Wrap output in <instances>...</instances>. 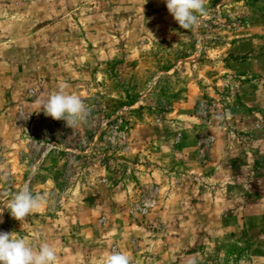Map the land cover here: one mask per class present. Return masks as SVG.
<instances>
[{
    "label": "rangeland",
    "instance_id": "obj_1",
    "mask_svg": "<svg viewBox=\"0 0 264 264\" xmlns=\"http://www.w3.org/2000/svg\"><path fill=\"white\" fill-rule=\"evenodd\" d=\"M206 7L184 30L164 0H0V232L55 264H264V212L232 227L196 169L239 107L224 48L264 47V0ZM62 83L88 109L74 129L42 109ZM26 184L46 203L18 221L3 204Z\"/></svg>",
    "mask_w": 264,
    "mask_h": 264
},
{
    "label": "crops",
    "instance_id": "obj_2",
    "mask_svg": "<svg viewBox=\"0 0 264 264\" xmlns=\"http://www.w3.org/2000/svg\"><path fill=\"white\" fill-rule=\"evenodd\" d=\"M224 49L222 57L231 59L222 72L241 78L236 80L239 107L236 112L217 115L209 129L211 149L196 169L200 180L206 184V196L212 198L214 195L217 198L215 206L232 212L231 226L237 228L242 226V213L249 212L247 215L251 219L255 211L264 212V47ZM198 95L191 85L187 86L188 101L196 100ZM248 135L249 140L243 144L240 138ZM188 149L193 152L194 144ZM191 166L196 167L193 163ZM201 191L203 195L205 190Z\"/></svg>",
    "mask_w": 264,
    "mask_h": 264
},
{
    "label": "clouds",
    "instance_id": "obj_3",
    "mask_svg": "<svg viewBox=\"0 0 264 264\" xmlns=\"http://www.w3.org/2000/svg\"><path fill=\"white\" fill-rule=\"evenodd\" d=\"M206 2L207 0H164L168 12L184 30L195 29L202 17L208 15ZM68 87L67 83L60 84L58 90L43 102L42 109L46 116L63 120L67 127L74 129L86 121L88 109L78 94L66 92ZM44 203V197L33 194L26 184L12 192L3 205L14 219L21 221L30 213L38 211ZM2 215L3 209L0 208V216ZM56 259V252L48 243L34 248L24 237L0 232V264H55ZM101 264H130V259L126 253L113 251Z\"/></svg>",
    "mask_w": 264,
    "mask_h": 264
},
{
    "label": "built area",
    "instance_id": "obj_4",
    "mask_svg": "<svg viewBox=\"0 0 264 264\" xmlns=\"http://www.w3.org/2000/svg\"><path fill=\"white\" fill-rule=\"evenodd\" d=\"M214 110H215V103L214 102H211L208 105H204L203 109L201 111L202 115H204L203 118L207 117V115H209V114H212ZM196 146H197V148H201V146H202L201 138L196 142Z\"/></svg>",
    "mask_w": 264,
    "mask_h": 264
}]
</instances>
